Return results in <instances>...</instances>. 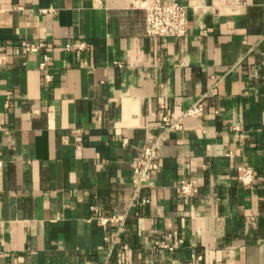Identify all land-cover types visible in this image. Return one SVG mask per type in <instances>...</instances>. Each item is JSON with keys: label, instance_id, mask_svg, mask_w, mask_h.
<instances>
[{"label": "crops", "instance_id": "crops-1", "mask_svg": "<svg viewBox=\"0 0 264 264\" xmlns=\"http://www.w3.org/2000/svg\"><path fill=\"white\" fill-rule=\"evenodd\" d=\"M0 57V264H264V0H0Z\"/></svg>", "mask_w": 264, "mask_h": 264}, {"label": "built area", "instance_id": "built-area-1", "mask_svg": "<svg viewBox=\"0 0 264 264\" xmlns=\"http://www.w3.org/2000/svg\"><path fill=\"white\" fill-rule=\"evenodd\" d=\"M142 8L145 10V32L148 36L158 37L161 39L165 38H181L186 36L188 30L187 24V8L185 5L172 1L170 3L155 2L151 5L142 4ZM22 48L25 52L37 51L42 45L41 44H31L26 41L22 42ZM66 50H83L86 48V44L79 40L69 42L65 46ZM3 58L0 57V61ZM204 113V105L202 100H199L191 107H189L184 115L200 117ZM167 121V119H163ZM173 128H179L178 123H173ZM164 141L163 136H159L154 140H149L144 147L143 154L146 160V164L141 169H136L134 172L133 183L137 188L140 187L145 176L148 174L149 170L156 169V160L158 158V150L161 143ZM252 178V172L250 169L244 170L241 179L245 183H249ZM180 190L184 195H190L196 192V189L191 186V184L182 181L180 184ZM99 222L102 226H114L119 222L116 216L111 217H99ZM161 246L170 251L173 250L169 244L162 243Z\"/></svg>", "mask_w": 264, "mask_h": 264}]
</instances>
